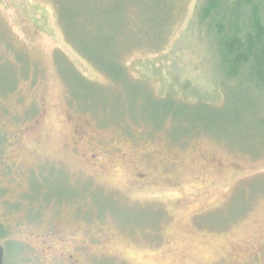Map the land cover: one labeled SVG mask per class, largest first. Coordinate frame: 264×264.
Masks as SVG:
<instances>
[{
    "label": "rangeland",
    "instance_id": "obj_1",
    "mask_svg": "<svg viewBox=\"0 0 264 264\" xmlns=\"http://www.w3.org/2000/svg\"><path fill=\"white\" fill-rule=\"evenodd\" d=\"M58 2L133 85L76 49ZM199 2L0 0L4 263L264 264V97L219 72ZM164 95L182 105L159 128Z\"/></svg>",
    "mask_w": 264,
    "mask_h": 264
},
{
    "label": "trees",
    "instance_id": "obj_2",
    "mask_svg": "<svg viewBox=\"0 0 264 264\" xmlns=\"http://www.w3.org/2000/svg\"><path fill=\"white\" fill-rule=\"evenodd\" d=\"M58 4L66 34L68 39L73 41L76 49H80L81 54H84L94 64L104 69L115 83L133 85L134 83L129 80L124 67L116 57L117 53L114 44L107 39L104 44L96 42L100 47L105 46L104 51L108 54L104 55L103 53H98L97 46L89 45L86 40L83 41L77 38V35L74 38L71 34L73 31L71 30L72 26L70 23L67 25L70 16L61 3L58 2ZM99 14L97 10L90 14V19L96 25L98 32L100 31L98 23L94 21L99 18ZM195 21L204 39L212 46V53L217 60L219 72L223 73L227 78H241L264 97V0H200L195 14ZM81 31L87 34V38L91 35L90 30ZM98 34L97 37L101 33ZM68 71L69 73L67 72V74L71 76L70 80L73 83V89L79 87L81 88L80 91H86L90 94L92 92L98 93L90 83L73 74L72 70L69 69ZM185 87L184 91H191L187 86ZM197 91L200 90L197 89ZM2 93L3 91L0 88V95ZM70 93L72 94L71 101L74 100L79 104L80 101L78 102L76 98H73V96L76 97L78 91L73 90ZM166 98L171 100L168 101L169 103L166 102L168 106L164 105L162 108L163 118L159 128L165 120H169L170 117L168 115L174 111L173 106L177 105L180 107L182 105L176 97L164 95L162 100L166 101ZM111 119L116 123H121L129 118L124 114H120L119 117ZM134 121L136 120L134 119ZM143 125L154 130L150 125ZM129 126L124 124L122 127H124L126 132H129ZM3 230L4 224L0 223V239L2 238Z\"/></svg>",
    "mask_w": 264,
    "mask_h": 264
},
{
    "label": "water",
    "instance_id": "obj_3",
    "mask_svg": "<svg viewBox=\"0 0 264 264\" xmlns=\"http://www.w3.org/2000/svg\"><path fill=\"white\" fill-rule=\"evenodd\" d=\"M0 264H4V248L0 243Z\"/></svg>",
    "mask_w": 264,
    "mask_h": 264
},
{
    "label": "flooded vegetation",
    "instance_id": "obj_4",
    "mask_svg": "<svg viewBox=\"0 0 264 264\" xmlns=\"http://www.w3.org/2000/svg\"><path fill=\"white\" fill-rule=\"evenodd\" d=\"M4 255H5V253H4Z\"/></svg>",
    "mask_w": 264,
    "mask_h": 264
}]
</instances>
